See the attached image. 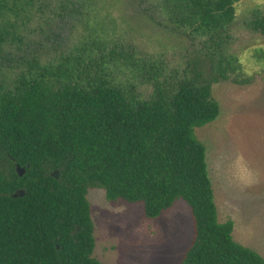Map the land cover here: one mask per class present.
Returning a JSON list of instances; mask_svg holds the SVG:
<instances>
[{
  "label": "trees",
  "instance_id": "16d2710c",
  "mask_svg": "<svg viewBox=\"0 0 264 264\" xmlns=\"http://www.w3.org/2000/svg\"><path fill=\"white\" fill-rule=\"evenodd\" d=\"M166 1L177 64L118 28L120 0H0V264H104L90 187L141 202L146 218L183 200L192 233L179 264H264L219 221L195 134L220 112L215 83L252 79L227 51L239 0ZM73 13L74 41L49 42L54 19ZM246 27L264 37V13Z\"/></svg>",
  "mask_w": 264,
  "mask_h": 264
},
{
  "label": "rangeland",
  "instance_id": "374dc122",
  "mask_svg": "<svg viewBox=\"0 0 264 264\" xmlns=\"http://www.w3.org/2000/svg\"><path fill=\"white\" fill-rule=\"evenodd\" d=\"M120 1L111 12L118 28L138 45L161 51L172 64L180 63L182 42L169 24L167 1ZM254 10L264 13V0L236 3L227 48L252 79L247 84L215 83L212 91L220 112L215 120L196 128L195 134L206 148L219 221L232 219L234 239L264 258V37L246 27ZM78 17L73 13L55 18L49 42L52 38L73 42ZM45 49L37 45L34 53L45 54ZM53 52L48 53L54 56ZM87 199L94 226V256L104 264H179L192 233L190 208L183 200H176L156 218H146L141 202H110L99 187L88 188Z\"/></svg>",
  "mask_w": 264,
  "mask_h": 264
},
{
  "label": "water",
  "instance_id": "95a60500",
  "mask_svg": "<svg viewBox=\"0 0 264 264\" xmlns=\"http://www.w3.org/2000/svg\"><path fill=\"white\" fill-rule=\"evenodd\" d=\"M15 168H16V172H17L19 175H22V174H23V172H24V167H22V166L16 164ZM52 174H53L54 176L57 177V171H56V170L53 171ZM23 194H24V190H23V189H17L15 192H13V193L11 194V196H12V197H18V196H22Z\"/></svg>",
  "mask_w": 264,
  "mask_h": 264
}]
</instances>
